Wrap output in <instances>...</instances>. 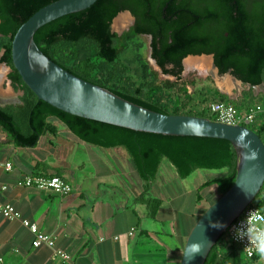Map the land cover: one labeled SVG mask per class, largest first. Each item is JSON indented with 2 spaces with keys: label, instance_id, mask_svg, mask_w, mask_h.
<instances>
[{
  "label": "trees",
  "instance_id": "trees-1",
  "mask_svg": "<svg viewBox=\"0 0 264 264\" xmlns=\"http://www.w3.org/2000/svg\"><path fill=\"white\" fill-rule=\"evenodd\" d=\"M54 1L0 0V63L11 67L8 79L15 91L22 92L18 102L0 104V129L15 145L31 147L42 135L58 133V126L51 120L55 118L82 141L105 148L123 147L144 182L138 201L147 207L152 218L158 217L164 204L162 198L151 192L163 163L184 179L199 169H226L223 175L206 179L200 187L216 185L221 195L225 193L237 175V153L228 139L138 131L78 116L40 99L29 88L13 63V38L22 23ZM165 5L170 13L163 20L160 11ZM124 10H129L137 22L119 34L112 30V24ZM143 34L153 37L152 58L164 74L176 77L177 81L158 82V73L141 51L143 43L139 36ZM35 40L47 56L71 73L167 114L215 120L209 111L212 101L232 103L242 112L257 98L250 90L246 92L247 98L234 100L215 89L211 96H204L201 110H193L194 94L178 83L184 70L183 60L191 54H213L220 75L231 71L245 85L264 83V0H97L85 10L43 25L36 32ZM128 51L139 66V83L133 79L132 68L124 59ZM171 89L177 93L164 100L162 95ZM248 127L264 142V113L259 122ZM202 199L198 193L197 202ZM249 206L264 212V184ZM208 207L196 217L195 223ZM245 257L238 244L226 239L225 232L211 249L205 264H247Z\"/></svg>",
  "mask_w": 264,
  "mask_h": 264
},
{
  "label": "crops",
  "instance_id": "crops-1",
  "mask_svg": "<svg viewBox=\"0 0 264 264\" xmlns=\"http://www.w3.org/2000/svg\"><path fill=\"white\" fill-rule=\"evenodd\" d=\"M186 59L185 71H204L196 64L187 65ZM3 78L8 79V75H0V104L18 102L20 93ZM254 96L262 98L264 89L258 88ZM55 124L56 135L44 134L31 147L15 145L0 129V201L14 205L40 231L55 234L56 247L69 253L70 260L53 259V251L46 245L34 247V234L22 221L5 218L0 211V257L4 264H180L187 237L202 211L186 216L169 211L162 217L163 204L158 217H150L147 207L138 201L144 182L137 170L133 173L135 166L123 147L105 148L82 141L69 128L63 134L58 121ZM82 144L92 158L76 159V149L82 150ZM8 162L10 168L6 167ZM52 174L63 176L74 190L61 196L23 184L29 175ZM200 194V202L207 206L219 198L210 202ZM132 227L135 231L130 234ZM257 259H251L252 264Z\"/></svg>",
  "mask_w": 264,
  "mask_h": 264
},
{
  "label": "water",
  "instance_id": "water-1",
  "mask_svg": "<svg viewBox=\"0 0 264 264\" xmlns=\"http://www.w3.org/2000/svg\"><path fill=\"white\" fill-rule=\"evenodd\" d=\"M96 1L56 0L37 10L22 23L14 35L12 42L14 66L40 99L68 113L138 131L223 138L232 142L237 153L236 180L197 220L187 237L180 263L205 264L218 239L254 201L264 184V142L255 130L246 125H231L208 117L167 114L152 110L71 73L47 56L35 40L38 29L59 17L85 10ZM122 14L130 16L131 12L121 11L113 20L112 30L115 20ZM189 56L193 55H188L184 60ZM198 56L210 57L212 67L219 74L213 54ZM152 59L162 71L157 61ZM0 64L7 67L9 72L12 70L4 62ZM226 75L243 84V81L231 71ZM9 81L11 82L10 79ZM246 88H252L255 93L258 88L264 89V83L259 85L248 83ZM222 93L230 97L227 92ZM210 221L222 222L226 227L212 228ZM197 242L202 244V252L196 254L194 259H189L190 246Z\"/></svg>",
  "mask_w": 264,
  "mask_h": 264
},
{
  "label": "rangeland",
  "instance_id": "rangeland-1",
  "mask_svg": "<svg viewBox=\"0 0 264 264\" xmlns=\"http://www.w3.org/2000/svg\"><path fill=\"white\" fill-rule=\"evenodd\" d=\"M124 17L120 24H114L113 30L117 33H122L124 30L128 29L131 26L132 18L128 14H122ZM140 40L143 43L142 54L143 57L149 62L150 67L158 73L157 80L159 83H162L166 80L177 81L176 77L171 75L164 74L154 63V60L151 57V47L150 40L147 36H142ZM124 59L132 68L131 75L133 79L139 83V66L135 62L134 57L130 51L126 52L124 55ZM212 63L207 62V66H200V69L203 68L204 71L201 73H197V71H184L182 78L178 80L179 86H187L189 91L194 94L193 102L191 103V108L193 110H201L203 107L202 101L204 96H211L215 91V89L220 90L221 92H227L230 95V98L236 99V96H240L245 94L250 89L245 88V84H241L238 81L236 82L231 77H227V75H219L216 73L215 69L211 66ZM197 65V64H196ZM211 66V67H210ZM208 67V68H207ZM202 69V70H203ZM8 75L6 70L1 67L0 64V75L1 77L4 75ZM213 76V77H212ZM5 84H8V79L3 78ZM22 95L21 91H17ZM166 93L162 95L164 100H168L170 96L175 95L177 92L175 89L166 90ZM184 98V97H183ZM208 99V97H207ZM170 103V102H169ZM254 103H264V96L262 98H254L252 104ZM7 104V103H6ZM5 105V104H4ZM52 122L58 121L55 118L51 119ZM61 132L64 134L65 129H68L64 124L58 122ZM252 125V124H251ZM85 144H82V150L76 149L75 157L76 159H84L88 160L92 158L93 155L85 150ZM100 158L106 159L105 155L100 154ZM129 157V156H128ZM130 159V158H129ZM125 165V164H124ZM123 165V167H124ZM126 168V166H125ZM133 168V173H136L135 167ZM226 172V169L221 170H204L199 169L192 173L187 178H180L176 176L172 169L167 165V163H163L162 171H161V179H158L155 188L153 189V195L158 196L163 199L165 210H163L161 216L167 217L169 211L179 213L180 215L186 216L191 214H197L202 211L205 203H196L197 194L202 193L206 196L210 202L211 200L216 199L221 195L219 189L215 187H205L200 188L202 183L214 176L223 175ZM177 177V178H176ZM141 183H143L141 181ZM207 206V204L205 205ZM245 261L247 264H252V260L248 257H245Z\"/></svg>",
  "mask_w": 264,
  "mask_h": 264
},
{
  "label": "built area",
  "instance_id": "built-area-1",
  "mask_svg": "<svg viewBox=\"0 0 264 264\" xmlns=\"http://www.w3.org/2000/svg\"><path fill=\"white\" fill-rule=\"evenodd\" d=\"M209 111L215 118V121L227 123L231 125H251L259 122L262 114L264 113V103H254L244 111L240 112L237 107L229 102L214 100L209 105ZM6 167L10 168L11 163H6ZM23 184L27 187H36L43 190H51L58 195L64 196L70 194L74 187L63 176L58 174L52 175H29L25 177ZM7 186H3L5 189ZM259 209L256 206H248L241 215L236 218L226 231V239L230 243L238 244L244 252L245 247L248 245V241L238 240L235 237V229L240 225L241 221L245 220L248 213L251 210ZM261 210V209H260ZM0 211L5 218L20 219L24 226H26L33 234L34 239L32 245L34 247H41L46 245L53 251V259L59 258L63 262L70 260V254L66 251L56 247L57 236L55 234H48L39 230L38 225L35 222H31L29 219L22 217L21 212L11 203H4L0 201ZM262 213H264L261 210ZM135 231L132 227L130 234ZM249 259L257 258L255 255L249 256L247 252H244ZM0 264H4L3 258L0 257Z\"/></svg>",
  "mask_w": 264,
  "mask_h": 264
},
{
  "label": "clouds",
  "instance_id": "clouds-1",
  "mask_svg": "<svg viewBox=\"0 0 264 264\" xmlns=\"http://www.w3.org/2000/svg\"><path fill=\"white\" fill-rule=\"evenodd\" d=\"M210 226L215 229L226 227L222 222H211ZM235 237L238 240L248 241L244 252L249 256L255 255L258 259L256 264H264V213L260 209L251 210L246 219L241 221L240 225L235 229ZM191 255L189 259H194L196 254L202 252L203 246L200 243H193L190 246Z\"/></svg>",
  "mask_w": 264,
  "mask_h": 264
},
{
  "label": "bare ground",
  "instance_id": "bare-ground-1",
  "mask_svg": "<svg viewBox=\"0 0 264 264\" xmlns=\"http://www.w3.org/2000/svg\"><path fill=\"white\" fill-rule=\"evenodd\" d=\"M122 17H124V16L123 15H120L115 20V23L114 24H120L122 22V20L124 19ZM209 59L211 61V58L208 57V56H203V57H189V58L186 59V63H187V65L197 64L198 66H202V65L207 66L205 64H207V62L209 63ZM211 63H212V61H211Z\"/></svg>",
  "mask_w": 264,
  "mask_h": 264
},
{
  "label": "flooded vegetation",
  "instance_id": "flooded-vegetation-1",
  "mask_svg": "<svg viewBox=\"0 0 264 264\" xmlns=\"http://www.w3.org/2000/svg\"><path fill=\"white\" fill-rule=\"evenodd\" d=\"M160 13H161V15H162V17H163V20H166L167 19V16L169 15V13H170V10H168V5H165L164 6V8L162 9V11H160ZM130 17L132 18V23H131V25H133V24H135L136 22H137V19H136V17L135 16H133L132 15V13H131V15H130ZM142 36H147L148 38H149V40H150V38H151V40H150V43H151V41H152V35H146V34H143V35H140L139 37L141 38ZM171 41V40H170ZM209 61H210V59H209ZM211 62V61H210ZM211 65V64H210ZM212 66V65H211ZM210 66V67H211ZM184 71H185V69L183 70V73H184ZM9 73V72H8ZM183 73H182V75H183ZM226 74V73H225ZM224 74V75H225ZM213 77V76H212ZM246 88V87H245ZM250 90H252V94L254 95V90L252 89V88H250ZM241 97H237L236 96V99H234V98H231V99H234V100H239Z\"/></svg>",
  "mask_w": 264,
  "mask_h": 264
}]
</instances>
